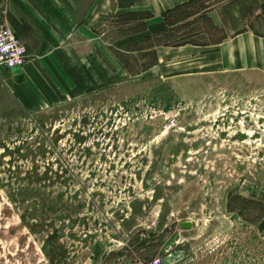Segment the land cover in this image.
<instances>
[{"label":"rangeland","instance_id":"374dc122","mask_svg":"<svg viewBox=\"0 0 264 264\" xmlns=\"http://www.w3.org/2000/svg\"><path fill=\"white\" fill-rule=\"evenodd\" d=\"M141 19L102 30L116 40ZM194 31L224 36L207 20ZM151 46L115 55L134 74ZM144 77L43 110L4 102L0 264H264V79Z\"/></svg>","mask_w":264,"mask_h":264},{"label":"crops","instance_id":"0c3cea01","mask_svg":"<svg viewBox=\"0 0 264 264\" xmlns=\"http://www.w3.org/2000/svg\"><path fill=\"white\" fill-rule=\"evenodd\" d=\"M79 1L0 0V27H10L28 55L21 68H0V108L13 100L36 111L66 98L107 93L119 76L264 79V0H220L172 26L163 15L193 0H89L85 7ZM142 13L150 17L131 21L140 24L135 31L107 39L102 29L109 16ZM204 20L224 36L216 42L191 41L202 33L186 35L187 30ZM179 29L185 34L175 37L179 42L163 41ZM145 41H152L154 62L132 74L115 51Z\"/></svg>","mask_w":264,"mask_h":264},{"label":"built area","instance_id":"2783aa9c","mask_svg":"<svg viewBox=\"0 0 264 264\" xmlns=\"http://www.w3.org/2000/svg\"><path fill=\"white\" fill-rule=\"evenodd\" d=\"M28 55L23 42L10 27H0V68L16 69L27 63ZM153 264H159L155 260Z\"/></svg>","mask_w":264,"mask_h":264},{"label":"trees","instance_id":"16d2710c","mask_svg":"<svg viewBox=\"0 0 264 264\" xmlns=\"http://www.w3.org/2000/svg\"><path fill=\"white\" fill-rule=\"evenodd\" d=\"M199 1L201 0H193L191 1L190 3H188L187 5H183V6H180V7H177L171 11H167L163 17H164V20L165 22L167 23L168 26H172L173 24L191 16L190 13H184V11L189 7V6H192V4H196L198 3ZM185 9V10H183ZM179 14L180 16H177L175 20L171 21V19L175 16ZM141 16L145 19L149 18L150 17V14L149 13H142Z\"/></svg>","mask_w":264,"mask_h":264},{"label":"water","instance_id":"95a60500","mask_svg":"<svg viewBox=\"0 0 264 264\" xmlns=\"http://www.w3.org/2000/svg\"><path fill=\"white\" fill-rule=\"evenodd\" d=\"M191 227H192V224L189 223V222L182 223V224L180 225V228L183 229V230H189V229H191Z\"/></svg>","mask_w":264,"mask_h":264}]
</instances>
